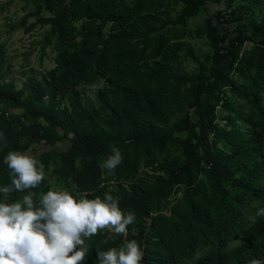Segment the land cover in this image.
I'll use <instances>...</instances> for the list:
<instances>
[{
    "label": "trees",
    "instance_id": "trees-1",
    "mask_svg": "<svg viewBox=\"0 0 264 264\" xmlns=\"http://www.w3.org/2000/svg\"><path fill=\"white\" fill-rule=\"evenodd\" d=\"M27 1L55 65L17 87L0 56V187L14 178L7 154L43 144L38 170L52 167L75 198L109 193L135 212L127 239L141 264L264 261V0ZM210 4L223 7L189 30ZM186 35L206 37L209 51L197 54ZM99 82L94 97L80 88ZM111 144L122 162L110 174ZM49 187L44 174L5 202L34 193L39 205ZM109 235L86 238L80 264L124 246L123 235L103 243Z\"/></svg>",
    "mask_w": 264,
    "mask_h": 264
},
{
    "label": "clouds",
    "instance_id": "clouds-1",
    "mask_svg": "<svg viewBox=\"0 0 264 264\" xmlns=\"http://www.w3.org/2000/svg\"><path fill=\"white\" fill-rule=\"evenodd\" d=\"M0 140L7 147L3 133ZM109 147L111 154L102 167L111 174L122 162V154L115 144ZM5 162L14 178L11 184L0 187V264H80L87 253L85 239L103 229L123 235L125 241L119 249H97L100 264H141L143 252L139 244L127 239L128 226L135 222L136 214L131 210L122 212L117 198L105 193L103 199H77L67 191L49 190L42 194L39 205L33 202L34 193L9 204L5 201L11 193L37 187L44 173L27 153L9 152ZM257 215L264 217V208L258 209ZM114 235L103 243L113 240ZM248 264L264 261L252 259Z\"/></svg>",
    "mask_w": 264,
    "mask_h": 264
},
{
    "label": "rangeland",
    "instance_id": "rangeland-1",
    "mask_svg": "<svg viewBox=\"0 0 264 264\" xmlns=\"http://www.w3.org/2000/svg\"><path fill=\"white\" fill-rule=\"evenodd\" d=\"M223 7V4H210L207 10L201 12L191 18L188 22L187 28L194 30L198 26L205 23L208 17H213L217 10ZM176 8H180L177 5ZM36 9L27 0H0V48L3 53L5 65L9 69L8 80L13 81L17 87H20L23 80L29 75H42L44 71H50L55 65V52L51 46L43 48L44 34L48 30V26L36 24ZM43 15H48V12L43 11ZM188 44L192 45L197 54L204 56L209 51L210 46L206 37H191L186 35L182 39ZM251 43L249 42L248 45ZM196 64L188 61L184 64V71L191 72L196 68ZM102 85V82L91 84L88 86H81L80 88L86 90V94L94 97L95 91ZM12 111V110H11ZM15 112L22 111L17 108ZM67 148L66 141L58 143L56 150L63 151ZM48 148L43 144L33 145L26 152L33 156L36 161L41 154ZM44 174L49 178V190L53 191H67L75 196L77 193L73 187L66 185L64 180H58L52 171V167L44 170ZM237 243L234 242L233 246Z\"/></svg>",
    "mask_w": 264,
    "mask_h": 264
},
{
    "label": "built area",
    "instance_id": "built-area-1",
    "mask_svg": "<svg viewBox=\"0 0 264 264\" xmlns=\"http://www.w3.org/2000/svg\"><path fill=\"white\" fill-rule=\"evenodd\" d=\"M45 72V71H44ZM148 222H150V219H148Z\"/></svg>",
    "mask_w": 264,
    "mask_h": 264
}]
</instances>
